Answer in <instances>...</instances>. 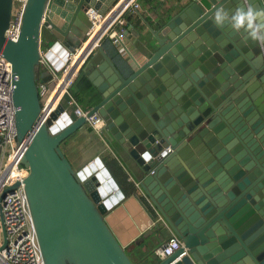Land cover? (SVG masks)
<instances>
[{"label": "water", "instance_id": "water-1", "mask_svg": "<svg viewBox=\"0 0 264 264\" xmlns=\"http://www.w3.org/2000/svg\"><path fill=\"white\" fill-rule=\"evenodd\" d=\"M117 1L25 0L11 41L3 33L13 1L0 0V53L16 76L15 142L44 264H133L103 218L124 197L107 165L94 157L75 170L60 149L84 118L57 103L35 124L54 86L39 65L41 28L73 44L85 7L114 15ZM247 3L264 8L178 0L152 26L135 11L149 36L131 49L119 40L116 59L98 44L81 67L94 88L87 115L101 117L99 136L115 157L108 163L150 218L139 240L153 236L156 247L143 264H264V45L213 23L217 8ZM57 44L44 54L55 72L68 51ZM171 236L179 246L155 253Z\"/></svg>", "mask_w": 264, "mask_h": 264}, {"label": "built area", "instance_id": "built-area-1", "mask_svg": "<svg viewBox=\"0 0 264 264\" xmlns=\"http://www.w3.org/2000/svg\"><path fill=\"white\" fill-rule=\"evenodd\" d=\"M12 1L10 19L3 35L5 40L15 41L21 26L25 0ZM119 3V9L114 15L111 14L113 8L105 13H100L89 6L84 8L89 23L84 32V39L79 46L67 51L66 60L58 70L60 75H56L58 71H53L45 60L44 54L47 49L40 50L39 65L52 74L54 86L40 104L35 124L43 122L64 98L75 117H83L84 123L99 134L101 117L96 113L87 115L88 109L80 107L67 88L88 56L98 46L101 37L108 34L112 43L118 46L121 31L117 34L111 33L113 24L121 22L119 16L125 9L138 7L134 0H121L117 5ZM15 80L16 76L12 73L10 62L0 53V213L4 229V235L1 233L0 264H44L23 190L22 180L27 175V168L19 163L21 145H16L15 142V109L11 100ZM46 83L48 81L37 85L39 96L47 90ZM57 84L58 87L53 92ZM165 151H169V147H166ZM178 246L179 241L171 236L162 248L155 249V253L169 254Z\"/></svg>", "mask_w": 264, "mask_h": 264}, {"label": "crops", "instance_id": "crops-1", "mask_svg": "<svg viewBox=\"0 0 264 264\" xmlns=\"http://www.w3.org/2000/svg\"><path fill=\"white\" fill-rule=\"evenodd\" d=\"M116 1L117 0H115V2ZM119 1L121 0H118L117 3ZM161 1H163V5L155 10L159 12V15L164 14L166 11L170 10L172 5L178 0H161ZM134 2L137 3L136 0H134ZM109 9L110 7L107 10ZM135 11L140 12L142 16L146 14L148 17H150L152 24L157 19L155 18V13L147 10L144 11L143 9L139 8V4L137 9H135ZM119 20L121 22L123 21L120 16H119ZM84 21L86 22V25L83 26V29L81 26L77 30L79 31V35L76 36L75 34V36L72 37L74 43L77 42L78 40L80 41L79 45L84 39V32L88 27L87 18H84ZM121 22L120 23L116 22L115 24H113L110 32L117 34L118 32L121 31L119 40L127 48L131 49L134 45L133 43L138 44L141 40L144 39V37L146 38L149 36V32L147 31L144 25L142 27H140L139 25L137 26L128 25L126 29L121 30L120 29ZM152 24L150 25L152 26ZM81 36H83L82 39ZM109 40L111 41V37H109ZM100 41L99 44L101 43ZM56 43L59 44V47L56 49L65 48L66 50H73L76 47L74 46V43L71 44L65 39L58 41L49 32H47L45 28H41L40 37H39V49L41 51L45 49H49L51 47H54ZM104 50L111 58H113L106 49ZM121 53L122 50H120L119 54ZM80 89L81 88L79 86V90ZM91 90H94V88H92ZM85 98L87 101L85 102L84 106L78 103L76 98L74 99L76 100L77 104L80 107H82L83 109H88L91 105V102L88 96H85ZM68 110L70 112V115L74 118L75 115L72 112V108L69 107ZM104 147L106 148L107 145L103 142V139L99 136V134H96L86 123H84L83 126L79 127L73 134L67 137L60 144L61 151L69 161L72 168L75 170L80 169L83 165L87 164L88 162H91L94 157H99L107 165L108 169L111 172V175L114 177L116 183L123 192L124 197L122 200H120L117 204L112 206L103 215L104 221L108 226V228L110 229L113 236L115 237V239L123 247L127 255L132 259V263L143 264L142 261L144 257L150 254L151 252H153L154 248L156 247L153 246V243L155 245L156 242L153 236L151 237L148 236L145 239L139 240L143 233H146V231L152 228L150 224L151 223L150 218L148 214L144 211L142 204L138 201V199L130 195L129 191L127 190V187L124 186V184L121 181L120 173L115 172L112 169V167L109 165L108 158L110 156L114 157V155L111 153L109 149L104 150ZM127 178H129V176H127Z\"/></svg>", "mask_w": 264, "mask_h": 264}, {"label": "clouds", "instance_id": "clouds-1", "mask_svg": "<svg viewBox=\"0 0 264 264\" xmlns=\"http://www.w3.org/2000/svg\"><path fill=\"white\" fill-rule=\"evenodd\" d=\"M213 23L219 28L227 26L234 32L246 33L248 38L264 45V8H255L250 3L231 12L217 8L213 13Z\"/></svg>", "mask_w": 264, "mask_h": 264}, {"label": "trees", "instance_id": "trees-1", "mask_svg": "<svg viewBox=\"0 0 264 264\" xmlns=\"http://www.w3.org/2000/svg\"><path fill=\"white\" fill-rule=\"evenodd\" d=\"M136 2L139 4V8L143 9L144 11L147 10V11H151L155 13V18L159 16V12L155 10L163 5V1L161 0H136ZM120 17L123 20L120 25L121 30L126 29L128 25H134V26L139 25L140 27L144 25L140 22L139 17L136 15L135 9L134 10H132V8L125 9L121 13ZM143 17L149 24H152L150 17H148L146 14ZM100 42H101L100 45H102V47L106 49L114 59L118 58L119 52H120L119 47L117 45H114L109 40L108 35H104ZM77 79L80 82V88H81L78 93L81 92L80 95L82 94L84 96H87L88 92H90L93 87L91 83L88 81V79L86 78V75L83 73L81 68L77 72L71 84L68 86L67 91L70 93V87Z\"/></svg>", "mask_w": 264, "mask_h": 264}, {"label": "rangeland", "instance_id": "rangeland-1", "mask_svg": "<svg viewBox=\"0 0 264 264\" xmlns=\"http://www.w3.org/2000/svg\"><path fill=\"white\" fill-rule=\"evenodd\" d=\"M89 25V23H88ZM83 38V36H81V39ZM79 42L80 41H77L74 43V46H78L79 45ZM40 68V67H39ZM39 68L36 69V71H39ZM56 75H60V71L57 72ZM79 86H80V82L79 80L77 79L73 84L72 86L70 87V93L72 94V96H74V98L76 97V100L78 101V103H80L82 106H84L85 102L87 101L85 96H81L78 92H79ZM61 104L62 106H64L66 109L69 108V106L65 103V99L63 98L61 100ZM1 240H2V236H1V228H0V243H1ZM126 253V252H125ZM127 254V253H126ZM129 257V256H128ZM130 258V257H129ZM131 262H132V259L130 258Z\"/></svg>", "mask_w": 264, "mask_h": 264}, {"label": "bare ground", "instance_id": "bare-ground-1", "mask_svg": "<svg viewBox=\"0 0 264 264\" xmlns=\"http://www.w3.org/2000/svg\"><path fill=\"white\" fill-rule=\"evenodd\" d=\"M57 87H58V84L54 87L53 92L56 91ZM53 92H52V93H53Z\"/></svg>", "mask_w": 264, "mask_h": 264}]
</instances>
